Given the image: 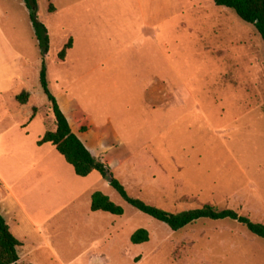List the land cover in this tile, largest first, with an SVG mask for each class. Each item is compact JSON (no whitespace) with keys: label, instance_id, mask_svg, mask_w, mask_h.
Segmentation results:
<instances>
[{"label":"rangeland","instance_id":"rangeland-1","mask_svg":"<svg viewBox=\"0 0 264 264\" xmlns=\"http://www.w3.org/2000/svg\"><path fill=\"white\" fill-rule=\"evenodd\" d=\"M36 1L37 17L50 40L44 57L23 0H0V26L32 59L36 84L30 70L29 87L35 85L31 100L49 113L39 71L44 62L52 92L56 77L66 69L58 53L68 41L64 17L50 7L68 11L80 0ZM81 5L144 10L147 22L160 23L159 42L168 51L170 106L163 119L155 112L147 121L138 119L132 68L115 70L124 55L117 50L128 52L126 43L136 39V32L126 28L135 23L134 15L125 11L121 20L109 16L100 43L70 53L72 58L96 56L104 62L101 73L96 61L78 59L74 75L85 73L76 85L85 103L97 112L100 106L103 114L111 113L115 122L125 124L117 129L135 151L130 164L136 177L122 181L118 170L113 174L127 193L170 212L208 203L264 224V43L255 27L212 0H84ZM102 189L123 207V217L110 237H98L95 248L90 247L92 232L59 235L53 247L64 260H73L66 264H264V238L236 221L200 219L173 231L126 203L112 187ZM139 228L148 231L149 240L134 244L130 235ZM51 256L38 253L41 264H58Z\"/></svg>","mask_w":264,"mask_h":264},{"label":"crops","instance_id":"crops-1","mask_svg":"<svg viewBox=\"0 0 264 264\" xmlns=\"http://www.w3.org/2000/svg\"><path fill=\"white\" fill-rule=\"evenodd\" d=\"M83 1L80 0L76 8H68V11L51 4V10L64 17V38L72 42L65 57L59 59L66 69L56 77L55 89L51 93L72 132L85 147L113 171L118 170L122 181L129 176L135 178L133 165L130 164L135 151L117 129L118 124H125L115 122L111 113L103 114L100 106L97 107L98 112L90 107L76 86L85 76V73L74 75L76 63L81 62L78 59L96 61L101 66V73L105 71L104 62L100 63L96 56L72 58L70 53L78 46L90 47L97 45V41L100 43V32L107 29L109 16L121 20L125 11L128 13L124 14L134 15L135 23L126 28L136 32V39L126 43L130 48L128 52L124 53L123 47L117 50L124 55L115 65V70L129 67L135 74L138 119L147 121L155 112L163 119L170 106V60L168 51L164 52L163 43L159 42L160 23L147 22L141 9H86L81 5ZM147 11L153 13L156 10ZM4 12L3 17L8 19ZM137 16L141 17L140 20ZM12 29L14 33L12 30L9 32L15 36V27ZM18 42L7 36L0 26V214L11 233L21 242L19 261L24 259L22 262L25 264H41L38 253H46L52 255L58 264H66L65 261L73 263L72 259L64 260L54 249L53 244L59 235L92 232L94 240L90 247L95 248L99 245L98 237L102 236L104 241L116 231L118 219L123 215L90 209L91 195L111 187L99 172L78 176L54 145L48 142L38 144L45 131L49 128L53 130L55 126L52 114L43 113V106L31 100L30 88H35V85L29 87L30 70H34L36 84V69L32 67V59L17 48ZM20 43L24 45L23 41ZM36 44L38 46L37 40ZM38 80L40 82V71ZM113 84L117 86L115 81ZM22 91L28 93L25 103L16 99ZM34 108L36 112L32 116ZM47 119L52 122L48 123ZM102 193L107 195L106 191ZM96 253L99 254L98 251Z\"/></svg>","mask_w":264,"mask_h":264},{"label":"trees","instance_id":"trees-1","mask_svg":"<svg viewBox=\"0 0 264 264\" xmlns=\"http://www.w3.org/2000/svg\"><path fill=\"white\" fill-rule=\"evenodd\" d=\"M29 10L34 34L40 49L41 56L44 57L49 50V35L46 26L39 21L36 13V0H23ZM217 6L232 9L238 17L246 23L252 24L257 33L261 36L264 43V0H212ZM52 9V7H50ZM72 45L71 39L63 46L58 53V58L65 57L67 49ZM264 55V47H263ZM40 85L49 102L50 113L53 116L55 128L47 129L43 136L38 140V144L51 143L56 150L63 156L65 161L70 164L76 175L84 177L92 171L100 173L103 179L120 195L129 205L140 212L165 223L171 230H180L200 219L223 220L230 219L236 221L247 228L252 234L264 238V224L254 222L245 215L238 214L235 210L226 208L218 209L211 204H204L201 207L182 210L178 212L166 211L155 205L146 203L140 198L130 196L124 185L114 176L111 167L95 157L72 132L67 118L61 111L54 95L48 88L47 72L42 63L40 70ZM16 99L19 103L28 100V93L22 91L17 94ZM264 110V105H263ZM32 116L36 112L33 110ZM31 116V117H32ZM90 209L92 211H104L113 215H122L124 209L121 205L114 203L108 195L101 191H95L91 195ZM149 240V233L144 228L136 229L130 235V241L140 244ZM21 242L11 233L4 217L0 214V264H25L19 262L18 248Z\"/></svg>","mask_w":264,"mask_h":264}]
</instances>
